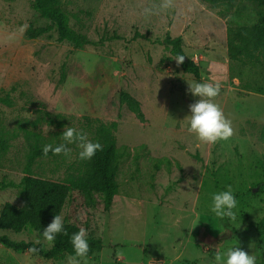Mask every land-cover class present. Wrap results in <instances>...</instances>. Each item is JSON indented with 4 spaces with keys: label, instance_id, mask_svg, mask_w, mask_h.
Returning a JSON list of instances; mask_svg holds the SVG:
<instances>
[{
    "label": "rangeland",
    "instance_id": "rangeland-1",
    "mask_svg": "<svg viewBox=\"0 0 264 264\" xmlns=\"http://www.w3.org/2000/svg\"><path fill=\"white\" fill-rule=\"evenodd\" d=\"M162 3L61 0L71 29L91 43L76 47L58 40L33 0H0V98L12 102H0V127L18 134L0 159V210L6 202L21 204L26 131L59 145L64 128L74 127L93 142L101 123L116 121L119 188L109 211L72 192L61 213L63 223L87 230L88 242H101L87 264H214L216 251L223 255L232 247L257 262L256 224L264 216V64L229 61L227 29L258 23L264 9L255 0H172V7L159 9ZM146 7L154 14L145 15ZM25 24L48 32L28 39L27 29L20 32ZM166 36L182 38L185 57L199 67L198 80L176 64ZM193 82L220 85L214 102L232 122L229 140L207 144L189 132V105L198 99L189 90ZM116 85L140 102L144 123L125 107L119 117L115 108L106 110L104 95ZM68 147V155L37 160L34 171L53 179L74 174L80 149ZM154 158L172 164L155 171ZM229 185L238 201L236 221L210 211L211 195ZM0 235L43 251L52 246L30 229ZM69 256L49 260L0 245V264H67Z\"/></svg>",
    "mask_w": 264,
    "mask_h": 264
},
{
    "label": "trees",
    "instance_id": "trees-1",
    "mask_svg": "<svg viewBox=\"0 0 264 264\" xmlns=\"http://www.w3.org/2000/svg\"><path fill=\"white\" fill-rule=\"evenodd\" d=\"M229 1L232 0H212V3H227ZM255 2L258 7L264 9V0H255ZM60 3L61 0H33V6L39 16L50 21L55 28L58 40L68 41L76 47L91 44L84 36L71 29L69 16L61 10ZM46 32H48V28L32 29L28 27L25 36L28 39H35ZM227 33L229 61L237 63L240 67L264 64V13L259 14L258 23L236 28L228 27ZM165 42L171 47L172 53L176 57L178 55L185 57L181 37L166 36ZM181 66L183 71L192 75L194 79L200 78L198 65L190 59L185 57ZM73 72L84 78L80 69L73 70ZM96 80L97 78L94 79V81ZM0 102L7 106L12 105L10 98H0ZM103 102L106 110L115 108L117 117L120 115V109L125 107L139 122H145L140 102L119 85L108 89ZM116 130V121L101 123L96 129L93 142H99L102 145V150L97 151L90 160L79 158L75 164V173L61 179L44 177L34 171L37 160L52 159L62 154L53 155L50 151L47 156L43 155V147L53 144L52 141L46 143L41 134L26 131L24 136L28 149L21 171V204L17 206L6 202L3 205L0 210V230L19 233L30 229L43 237L44 228L55 215H61L72 192L83 195L88 206L101 203L103 210L108 212L119 188L117 182L119 149L116 146ZM17 136L16 132H9L0 127V159L9 149L11 140ZM152 162L155 171H158L162 165L168 168L172 164L168 158H154ZM64 229L68 235L58 234L47 251H43L41 247L31 242L13 241L5 235H0V245L21 253L29 252L28 249L35 248L38 250L35 252L36 254L49 260H59L65 255H74L70 237L79 230L76 225L69 223H64ZM88 243L87 257L100 251L103 247L100 241ZM256 256L258 258L256 264H264V216L256 224Z\"/></svg>",
    "mask_w": 264,
    "mask_h": 264
},
{
    "label": "clouds",
    "instance_id": "clouds-1",
    "mask_svg": "<svg viewBox=\"0 0 264 264\" xmlns=\"http://www.w3.org/2000/svg\"><path fill=\"white\" fill-rule=\"evenodd\" d=\"M172 7V0H163V3L158 6L159 9H168ZM145 15L154 14L152 8H144ZM28 25L25 24L20 28L23 33ZM185 57L178 55L175 59L176 64L180 65L184 62ZM192 96L198 99L189 105L190 115L186 117L189 123V132L194 133L198 140L207 144H215L219 141H227L234 135L232 122L225 117L222 108L214 102V98L219 95L220 85L218 83L193 82L189 87ZM64 143L59 145L47 144L43 147V155L47 156L51 151L53 155H68L71 149L68 145L75 144L79 149V158L81 160H90L97 151L102 150V145L99 142L89 140L86 133L77 130L74 127H65L62 132ZM210 211L216 218L224 220L227 218L230 221H236L237 216L234 209L238 205V201L234 195L232 187L229 185L226 190L213 193L211 195ZM196 218L199 220V213H196ZM195 223V221H194ZM63 233L68 235L64 229L63 217L55 215L51 222L43 230V238L51 245L58 234ZM88 232L81 227L76 233L70 237L74 255L67 258V264H87L86 257L89 252ZM37 243H40L37 240ZM29 253H35L38 250L35 248L28 249ZM150 264H155L151 261ZM214 264H256V257L249 255L239 247H232L223 255L215 252Z\"/></svg>",
    "mask_w": 264,
    "mask_h": 264
},
{
    "label": "water",
    "instance_id": "water-1",
    "mask_svg": "<svg viewBox=\"0 0 264 264\" xmlns=\"http://www.w3.org/2000/svg\"><path fill=\"white\" fill-rule=\"evenodd\" d=\"M214 246H216V243L214 244Z\"/></svg>",
    "mask_w": 264,
    "mask_h": 264
}]
</instances>
